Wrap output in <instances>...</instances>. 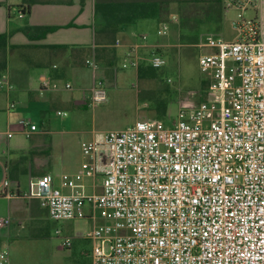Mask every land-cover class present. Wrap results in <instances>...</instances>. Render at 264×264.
I'll list each match as a JSON object with an SVG mask.
<instances>
[{"label":"built area","instance_id":"obj_1","mask_svg":"<svg viewBox=\"0 0 264 264\" xmlns=\"http://www.w3.org/2000/svg\"><path fill=\"white\" fill-rule=\"evenodd\" d=\"M222 1L241 17L233 21L235 40L209 36L202 44L207 99L180 107L171 124L143 119L95 132L81 170L62 174L59 183L52 174L32 178L24 192L5 178L0 195L37 199L55 220H96V208L110 210L111 221L86 235L90 264H264V0ZM168 25L157 33H168ZM139 39L127 46L121 68L138 70L148 35ZM149 63L160 69L167 58L153 50ZM87 64L99 68L94 56ZM0 88H13L6 75ZM88 99L107 100L103 79L95 76ZM20 123L27 136L39 132L29 117ZM96 177L100 190L86 181ZM71 244L64 237L63 245ZM0 264H9L1 245Z\"/></svg>","mask_w":264,"mask_h":264},{"label":"crops","instance_id":"obj_2","mask_svg":"<svg viewBox=\"0 0 264 264\" xmlns=\"http://www.w3.org/2000/svg\"><path fill=\"white\" fill-rule=\"evenodd\" d=\"M153 1L157 2V0ZM95 2L96 0H0V34H9L11 46L8 70L0 78L6 75L13 85L11 90L0 88L6 89L4 99L0 98V186L2 181L8 178L11 189L24 192L28 189L32 178L52 174L56 183H59L62 174L81 170L85 161L83 147L94 139L95 131L87 143L79 141L77 150L83 159L80 163L77 156L72 154L73 146L70 152L71 147H66L64 140L54 139L52 131L45 127L43 118L48 116L49 102L44 100L50 99L52 104L73 103L77 107L98 105H92L88 99L95 76L104 80L105 87L107 84L116 85L118 79L117 71L103 64L112 58L109 50L100 52L99 59L95 57L94 54L99 47L98 42H104L105 47L115 48V70L120 60L124 59L127 46L140 41L141 34H147L148 39L142 42L140 47V62L144 60L149 63V56L153 50L164 54L175 47L173 42H161L151 37L150 19L157 21V16L123 25L115 41H109L106 36L97 41L96 28L101 21L95 11ZM20 10L25 11L24 16L19 15ZM17 17L26 21L24 26H58V28L43 38L30 39L23 25L18 27L14 24ZM163 23L158 21V29ZM107 54L110 56L107 57ZM93 56L99 64L97 71L87 64V59ZM90 72L91 80L88 81ZM136 72L138 78V71ZM60 78H72L78 82V85L80 82L87 85L83 93L78 96H56L51 83ZM12 103L15 104L14 107H11ZM28 110H32L33 116L39 118L36 120L29 117L39 127V132L31 136L24 134L20 123L22 118L28 117ZM58 111L61 109H57V114ZM48 119L51 120L50 117ZM143 119L137 116L136 121ZM46 134H50L52 142L51 139L49 141L45 138ZM97 178L99 177L93 178V183L100 190L101 184L96 182ZM65 190L68 191L66 188ZM40 210L45 209L37 199H29L24 195L12 198L0 195V219L8 220L6 225H0V245L5 247L4 241L11 237L10 222L23 223L28 217L37 218Z\"/></svg>","mask_w":264,"mask_h":264},{"label":"rangeland","instance_id":"obj_3","mask_svg":"<svg viewBox=\"0 0 264 264\" xmlns=\"http://www.w3.org/2000/svg\"><path fill=\"white\" fill-rule=\"evenodd\" d=\"M166 9L169 12L168 33L163 35L157 33L159 20L150 19L152 23L149 26L153 39L175 44V47L164 52L167 65L159 69L166 72L165 77L169 85L179 91L177 99L170 104L164 117H156L150 102L147 103L141 98L147 96V90L162 87L159 81H141L137 78L135 69L121 68L122 60L119 64L117 62L116 70L113 68L117 71L118 79L116 85L107 84L106 102L94 107H77L73 103L52 104L50 99L44 100L49 102L48 116L43 118L45 127L52 131L54 139L64 140L66 147H71L70 152L73 146L72 154L77 156L80 163L83 159L77 150L79 141L85 143L90 141L94 135L93 131L97 133L109 129H123L136 122L137 116L144 119L156 118L171 124L177 117L180 107L194 105L209 97V78L199 66V57L205 51L202 44L206 43L209 36L215 40H235L238 33L233 21L241 17V12L226 10L222 0H191L186 3L169 0ZM249 13L245 12L244 15L247 16ZM25 23V20L18 17L14 20L18 27L24 26ZM109 56L107 54V57ZM168 78L171 81H168ZM68 83L71 87L67 86ZM51 84L56 96L62 97L78 96L87 85L81 82L78 85L72 78H60ZM5 91L6 89H0L1 100L4 99ZM57 109L67 112V117L58 115ZM28 113V117L39 120L33 116L32 110H28ZM64 130L69 132H62ZM45 138L50 141L52 137L46 134ZM86 181L93 183V178H87ZM96 182L101 184V178H97ZM89 209L87 204L88 213ZM110 213L108 209L96 208V220L90 217L55 220L45 210H40L37 218L28 217L23 223L10 222L12 234L4 241L5 247L9 250V264H90L92 243L86 235L96 224L111 221ZM57 229L61 230L60 234L56 233ZM66 236L71 237V246L63 245Z\"/></svg>","mask_w":264,"mask_h":264},{"label":"trees","instance_id":"obj_4","mask_svg":"<svg viewBox=\"0 0 264 264\" xmlns=\"http://www.w3.org/2000/svg\"><path fill=\"white\" fill-rule=\"evenodd\" d=\"M169 0H96L95 11L100 18L99 27L96 28L97 41L106 36L109 41H115L121 27L126 24L134 23L139 19L156 17L159 22L169 21V12L166 5ZM186 3L191 0H178ZM25 14V11L23 10ZM58 26H32L25 25L24 30L30 39H40L49 32L56 30ZM99 47L94 54L97 59L101 57L102 51L109 50L111 59L103 62L104 66L111 69L116 64L115 48L103 46L104 42H98ZM114 43V42H110ZM102 45V46H101ZM9 34H0V76L8 70L9 67ZM165 71H159L151 66L147 61L142 60L138 68V79L141 81H159L162 87L147 90V96L141 97L155 110L156 117H164L172 102L177 99L179 91L169 85L165 77ZM162 83V84H161Z\"/></svg>","mask_w":264,"mask_h":264}]
</instances>
